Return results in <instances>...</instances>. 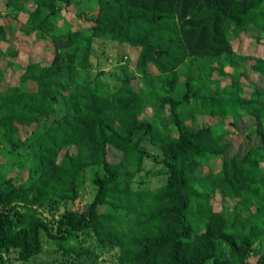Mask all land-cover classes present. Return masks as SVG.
I'll list each match as a JSON object with an SVG mask.
<instances>
[{
    "label": "trees",
    "instance_id": "16d2710c",
    "mask_svg": "<svg viewBox=\"0 0 264 264\" xmlns=\"http://www.w3.org/2000/svg\"><path fill=\"white\" fill-rule=\"evenodd\" d=\"M5 4L0 20L25 13L21 33L53 47L48 59L26 62L15 82L0 89V152L8 155L0 162V264L1 252L34 260L43 236L53 246L52 264H104L103 251H114L112 264H264V85L244 89L240 81L247 69L264 77V58L236 53L231 41L244 33L264 40V0ZM69 6L87 25L57 30L55 16ZM93 38L125 46L129 57L116 60L127 58L139 76H123L112 91L86 79L72 83L77 69L88 66ZM7 41L0 22V44ZM13 57L16 50L0 47V70ZM202 61L209 62L180 80V65ZM57 94L63 114L37 131ZM165 109L169 124L161 121ZM203 115L218 123L196 125ZM245 122L259 142L241 150L225 135L230 124ZM109 150L118 154L113 161ZM145 158L164 182L133 188ZM14 161L23 179L10 173ZM84 172L94 188L91 200L64 209L52 228L36 207L55 210L75 201ZM85 237L92 247L83 245Z\"/></svg>",
    "mask_w": 264,
    "mask_h": 264
},
{
    "label": "rangeland",
    "instance_id": "374dc122",
    "mask_svg": "<svg viewBox=\"0 0 264 264\" xmlns=\"http://www.w3.org/2000/svg\"><path fill=\"white\" fill-rule=\"evenodd\" d=\"M5 2L6 0H0V14L2 15H6V11L9 10V6L6 5ZM22 9L23 12H27L28 6L25 5ZM24 17L25 13H22L21 15L18 14L17 16L12 17L10 15H8L7 17H1L2 20H0V22L4 24L8 41L7 43H1L0 47L4 50L5 47L8 46L11 49L16 50V57L12 58L13 65L8 67L6 66L3 70H0V89H3L8 84L15 82L16 77L18 76L17 74L20 72L21 68L26 62L31 60L37 61L43 58L48 59L50 57L49 52L51 51L53 46L48 40L35 42L32 35H24L19 30L18 25L22 23ZM55 20V26L57 30H62V28L70 24L73 28H82L87 25L86 21L74 17V8L72 6H69L64 10H60L59 12H57ZM231 41L233 49L236 51V53H243L250 56H260L264 58L263 39H261V41H256L253 34L244 33L232 39ZM129 52L130 51L127 50L125 46L116 47V43L110 41L109 39L93 38L90 54L88 57V66L84 69H77L74 78L71 79L72 83H74L75 81L86 79L91 86L99 85L107 90H114L123 76H139L138 73L133 69L132 63L126 61L127 58H123V60L121 61L116 60V58L119 57L120 54H125L127 57H129ZM208 62L209 61H202L198 63L194 62L190 66L185 63L180 65V67L178 68V76L180 80L184 79L188 71L192 74H195L201 69L202 65ZM249 62L250 61L244 62V64L248 65ZM158 80V77H153L154 85H158ZM225 81L226 80H223L221 81V83ZM240 81L244 86V89L248 86L261 87L264 85V77L261 74L256 73L250 69L244 71V73L240 76ZM69 83L70 82L64 84V86L69 85ZM64 89H67V87H64ZM180 89L181 86H176L175 92L181 94L182 91ZM53 107L54 110L52 114L40 120L37 131L43 130L53 118H58L63 114L64 103L61 95L57 94L55 96ZM188 108L193 113L197 111V109H194L193 107V101H190ZM147 112H151L150 109H147ZM163 113L166 115H164V117L162 116L161 121L164 124H169L171 122V119L167 115L168 113H166V109L165 111H162V115ZM229 117H226L223 122L226 123V121L229 120ZM186 123H189V121ZM217 123V117L212 118L210 116L203 115L202 117L197 118V122L195 124L200 126L203 124L216 125ZM247 123L248 122H245L243 125L239 123H235V125L230 124V126L228 127L230 129L229 131L232 132L227 133L225 135V139L229 140L234 148L243 150L247 146L256 145L259 142L257 135L251 130L250 124ZM246 135L250 137L248 138V136L246 137ZM146 146L148 151H150L151 153H160L158 148L151 146L148 143H146ZM12 155L14 154H11V157H13ZM17 156L21 159L20 154H16V157ZM117 157L118 154L112 152L111 150L108 151V160L113 161ZM7 158L8 155L0 152V162H4ZM14 162H16V164L15 166L10 167V173L15 172L17 173L18 177L23 179L25 177V171L23 170L20 161ZM261 166L264 168V164L261 163ZM157 167L158 166L153 165L149 158H145L143 160V169L140 173H137L135 175L132 180L131 186L133 188L145 187L152 189L162 184L164 182V176L155 172L158 169ZM150 170H153V173L147 172ZM83 176L85 177V179L79 186L78 197L75 201H69L67 202V204H65V206L60 204L55 210L49 209L48 205L44 204L37 206L36 213L38 217H40L46 223L52 225V228H54L56 219L60 216V213L64 209L72 207H83L87 202H89L93 196L94 188L87 180L88 173L84 172ZM141 180H143V182H140ZM216 206H218L217 203H215V208ZM80 237H82V234L78 233L77 238ZM42 239L44 242L43 251L39 255H37L34 260L27 263L20 262L19 260H16L14 258V252H1V256L4 259L5 264H52L50 263L51 260H48L47 258L53 246L51 243L46 242V238L44 236L42 237ZM85 239L86 240L83 245L92 247L94 244L93 239L90 237H85ZM114 255V251L109 253L103 251L99 256V259H103V261H105L104 264H112L114 263ZM253 258L254 257H252L251 260ZM57 259H59V257ZM205 264H210V261H207Z\"/></svg>",
    "mask_w": 264,
    "mask_h": 264
},
{
    "label": "water",
    "instance_id": "95a60500",
    "mask_svg": "<svg viewBox=\"0 0 264 264\" xmlns=\"http://www.w3.org/2000/svg\"><path fill=\"white\" fill-rule=\"evenodd\" d=\"M157 53V52H156Z\"/></svg>",
    "mask_w": 264,
    "mask_h": 264
}]
</instances>
